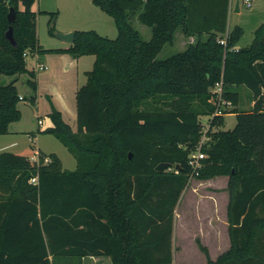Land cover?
Wrapping results in <instances>:
<instances>
[{"label":"trees","instance_id":"16d2710c","mask_svg":"<svg viewBox=\"0 0 264 264\" xmlns=\"http://www.w3.org/2000/svg\"><path fill=\"white\" fill-rule=\"evenodd\" d=\"M93 2L113 17L115 38L75 30L67 48L43 50L35 0H0V80L28 72L35 91L25 60L31 51L95 56L75 93L76 129L51 103V126L42 130L67 147L76 168L64 169L55 153L38 150L32 160L0 152V264H82L90 256L173 264L174 209L188 185L201 117L215 109L216 83L232 107L210 119L195 178L227 176L230 247L215 260L199 248L206 264H264V24L248 46L236 48L243 30L227 29L229 0ZM11 6L15 19L8 22ZM132 14L150 28L148 40L132 26ZM9 26L16 46L5 37ZM177 29L196 40L159 58ZM15 80L0 84V135L21 118ZM242 85L253 102L248 111L237 109ZM227 112L236 113V124L222 130ZM160 162L178 165V173L174 166L155 170Z\"/></svg>","mask_w":264,"mask_h":264},{"label":"rangeland","instance_id":"374dc122","mask_svg":"<svg viewBox=\"0 0 264 264\" xmlns=\"http://www.w3.org/2000/svg\"><path fill=\"white\" fill-rule=\"evenodd\" d=\"M236 1L239 3V11H235ZM33 9L36 11L38 44L43 50L57 49L58 47L64 46L67 48L70 45V43L57 38L55 32L64 33L75 30H95L99 35L112 39L117 35V28L113 17L101 10L93 0H35ZM130 22L138 30L143 39L148 40L150 38V28L141 24L136 15H131ZM260 24H264V0H251L250 7H246L243 0H233V7L228 12L227 29L232 30L234 26L242 28L243 33L236 43L237 48L248 46L251 43L254 30ZM195 40V36H184L181 30L177 29L173 42L171 44H165L158 54V57H166L181 51L188 43L194 42ZM65 55L70 59H76L77 62L72 65L59 58V56ZM25 60L26 69L28 71L35 69V75L37 74L39 78H44L45 80L43 83H40L43 88L38 84V88L36 85V90L34 91L27 85V79L29 78L28 72L16 75L15 77L1 76L0 84H7L13 79L17 80L19 94L24 97L17 105L19 109L21 108L23 110V117L18 123L20 125H31L34 130L32 133H28V137L19 136L20 140L18 141L22 148H14L13 150L27 154V157L34 156L36 159L37 153L34 150L36 152L41 150L46 154L55 153L61 159L64 169L73 170L76 168V159L67 147L53 134L44 133L39 128H42L43 124L48 122L49 118L46 112L50 111V104L52 103L58 110V107L63 109V120L76 129L75 93L86 82V72L93 68L95 56L82 55L73 58L67 53H40L31 51L26 54ZM39 63L47 65L46 69L39 70L37 68V64ZM239 93L241 104L237 109L240 110L243 108V105L248 103L250 91L242 85L239 87ZM31 96H35V99H37L34 105L31 102ZM52 96L53 100L51 98ZM38 119L43 121V124L40 126L37 124ZM207 119V116L201 117L203 123H206ZM18 123L17 125H19ZM235 124L236 113L227 112L224 115V123L220 128L222 130H231ZM34 137L37 138L35 139ZM27 139L30 140L28 145H26ZM0 141H8V135H0ZM170 165L174 166L173 163H170ZM166 171L173 172V167L168 168ZM220 179L222 178H218V180ZM222 190L227 191L226 183L223 180L208 183L196 178L191 179L177 201L174 214L194 207L206 208L207 200H205V197L200 199L202 195H206L208 192ZM174 250L180 252L182 250L181 256L176 258L180 260V263L177 264H185L183 263L182 257L184 250L180 247L174 248ZM102 258L90 259L87 257L83 260L82 264H112L108 257Z\"/></svg>","mask_w":264,"mask_h":264},{"label":"crops","instance_id":"0c3cea01","mask_svg":"<svg viewBox=\"0 0 264 264\" xmlns=\"http://www.w3.org/2000/svg\"><path fill=\"white\" fill-rule=\"evenodd\" d=\"M232 7H233V1L229 7V11ZM235 11H239V6H238V10H236V7H235ZM36 31H37V26H36ZM58 48H66V46L58 47ZM36 57H39V56H36ZM59 58L63 59L64 61L72 65H74L77 62L76 59H70L66 55L59 56ZM44 66H45L44 69H46L47 65H44ZM35 71L36 70L34 69L33 72L35 73ZM35 79H36L37 88H38V84L40 85V83H43V81L45 80L44 78H39L37 74H36ZM17 83L18 82L16 80L14 84L19 93ZM41 88L43 87L41 86ZM20 97L24 99L23 96L20 95ZM51 98L53 100V96ZM35 101H37V99H35ZM240 104H241V99L239 100V103H238L239 107H240ZM252 104L253 102L249 98L248 103L243 105V108L241 110H246V111L250 110ZM58 108L63 116V112H64L63 109L60 107ZM19 110L21 111V118H20L21 120L23 117L22 116L23 110L21 108ZM46 113L48 114L49 112H46ZM20 120L9 124L8 133L3 134V136L8 135V141H5V142L0 141L1 142L0 152L9 151V152L27 157V154H24L22 152H16L17 150H13L14 148H22L18 141L20 140L19 136L28 137L29 136L28 133L29 132L32 133L34 131L31 125H20L18 123L20 122ZM17 123L19 125H17ZM37 124L38 126H40L43 124V121L41 119H38ZM45 126L46 127L51 126L50 119L48 120V122L43 124V127L39 128V130L42 131L43 129H45L46 128ZM71 128L75 130V127L71 126ZM34 138L36 139L37 137H34ZM29 142L30 140L27 139L26 145H28ZM34 152L37 153L36 150H34ZM28 158L32 160H36V157L34 156H29ZM61 164H62V167L64 168L62 161H61ZM218 178H222L220 180L221 181L223 180V182L226 183L227 185V179H226L227 177L225 176H217V177H214L208 180H201V181L211 183L215 181H220L218 180ZM204 197H205V200H207L206 208H195L194 207L191 209H186L183 212L181 211V213L177 212L174 214L172 234H171V248H172V263L173 264L180 263V260L176 258L178 256L180 257L182 253V250L180 252L178 250H174V248L180 247L181 249L184 250L182 254L183 263L185 264H206L207 257L205 253L200 250L199 245L206 247L208 251V256L211 260H215L219 255L226 252L230 247V237L228 233V221H227V205L229 201L228 192L224 190L212 191V192L206 193V195H202L200 199H203ZM102 257H107V256H90L89 258L90 259L92 258L103 259Z\"/></svg>","mask_w":264,"mask_h":264},{"label":"built area","instance_id":"2783aa9c","mask_svg":"<svg viewBox=\"0 0 264 264\" xmlns=\"http://www.w3.org/2000/svg\"><path fill=\"white\" fill-rule=\"evenodd\" d=\"M232 1L233 0H229V7L232 4ZM243 3L246 5V7L251 6V0H243ZM221 43H224V40H221ZM37 68L39 70H42L45 68V66L44 64L39 63L37 64ZM211 91L213 93V98H211V102L214 104L215 109L212 115L208 117L206 123L202 122V135L199 140V143L197 147L195 148V150H193L188 155V165L190 167L188 183L191 181V179H194L198 175L199 169L202 167V159L205 158V153L202 151V145L208 139V136L206 133L210 126V119L214 116L223 115L224 112L230 110L232 107L230 101L222 97V85L220 83H216L214 87L211 89ZM174 172L178 173V170L174 168ZM32 180L34 181L35 179H32Z\"/></svg>","mask_w":264,"mask_h":264},{"label":"water","instance_id":"95a60500","mask_svg":"<svg viewBox=\"0 0 264 264\" xmlns=\"http://www.w3.org/2000/svg\"><path fill=\"white\" fill-rule=\"evenodd\" d=\"M238 1H236L235 3V7H236V10H238ZM7 20L8 22H13L14 19H15V11H14V8L11 6L9 7V11L7 13ZM74 31H69V32H64V33H61V32H55V36L65 42H68V43H73L74 41ZM5 37L10 41V43L13 45V46H16V41L13 37V30H12V26H9V28L7 29V31L5 32ZM171 165L170 163L168 162H160L156 165L155 167V170L157 171H165L167 170L168 168H170ZM174 168L176 170L179 169V166L178 165H175Z\"/></svg>","mask_w":264,"mask_h":264}]
</instances>
